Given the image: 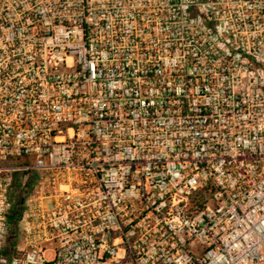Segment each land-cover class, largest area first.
I'll use <instances>...</instances> for the list:
<instances>
[{
    "label": "built area",
    "instance_id": "built-area-1",
    "mask_svg": "<svg viewBox=\"0 0 264 264\" xmlns=\"http://www.w3.org/2000/svg\"><path fill=\"white\" fill-rule=\"evenodd\" d=\"M0 264H264V0H0Z\"/></svg>",
    "mask_w": 264,
    "mask_h": 264
},
{
    "label": "rangeland",
    "instance_id": "rangeland-1",
    "mask_svg": "<svg viewBox=\"0 0 264 264\" xmlns=\"http://www.w3.org/2000/svg\"><path fill=\"white\" fill-rule=\"evenodd\" d=\"M8 222L11 224H14V216H10V218L8 219Z\"/></svg>",
    "mask_w": 264,
    "mask_h": 264
}]
</instances>
